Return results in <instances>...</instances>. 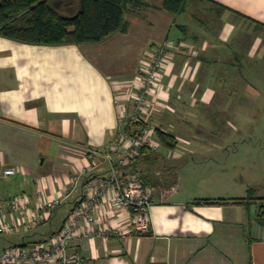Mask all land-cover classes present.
Returning a JSON list of instances; mask_svg holds the SVG:
<instances>
[{"label":"crops","instance_id":"obj_1","mask_svg":"<svg viewBox=\"0 0 264 264\" xmlns=\"http://www.w3.org/2000/svg\"><path fill=\"white\" fill-rule=\"evenodd\" d=\"M190 2L192 19L179 20ZM162 4L130 5L126 29L97 43L44 45L0 35V171L17 169L15 176L0 177V198L36 191L60 197L47 220L21 233V242L59 231L89 176L108 173L103 162L71 184L89 163L86 148H107L118 133L117 90L127 104L145 52L177 39L182 45L162 72L163 90L151 96L148 121L173 134L178 145L134 166L155 186L150 232L80 238L70 250L80 254V264H264V223L257 219L264 201L239 200L251 193L240 195L239 179L223 164L229 155L213 154L209 137L191 127L202 120L217 127L238 119L239 108H255L252 94L259 90L250 76L258 60L264 71V0H189L178 14ZM218 4L227 9L218 13ZM224 107L231 108V118ZM8 183L19 191L10 192ZM214 200L220 202L209 203ZM103 222H109L106 210Z\"/></svg>","mask_w":264,"mask_h":264},{"label":"built area","instance_id":"obj_2","mask_svg":"<svg viewBox=\"0 0 264 264\" xmlns=\"http://www.w3.org/2000/svg\"><path fill=\"white\" fill-rule=\"evenodd\" d=\"M181 45L180 40L169 38L145 52L140 72L129 84L126 97L129 104L123 102V90H117L119 124L116 137L107 148H86L89 163L71 184L75 185L83 172L99 168L103 162L109 165L108 173L89 176L80 201L59 231L38 242L15 243L3 248L0 264H80V254L70 250L74 240L151 230L155 186L145 183L141 174L134 170V164L143 148L153 152L162 149L156 129L148 121L154 109L151 96L163 90L162 72ZM16 174L14 167L0 171V177L4 178ZM34 199L38 200L36 205H33ZM59 204L60 197L44 195L42 191L21 192L6 200L0 198V236L30 232L47 220ZM104 210L109 222L99 224Z\"/></svg>","mask_w":264,"mask_h":264},{"label":"trees","instance_id":"obj_3","mask_svg":"<svg viewBox=\"0 0 264 264\" xmlns=\"http://www.w3.org/2000/svg\"><path fill=\"white\" fill-rule=\"evenodd\" d=\"M60 1L65 0H0V35L44 45L97 43L126 29L124 16L130 5L141 6L148 3V0H74L75 11L64 13L56 5ZM188 2L189 0H163L162 7L178 14L187 8ZM217 7L218 13L227 9L223 4H218ZM155 135L163 148L174 149L178 145L177 138L169 132L158 128ZM159 153L143 148L136 163L139 160H155L160 157ZM239 200L251 202L252 195ZM210 202L218 203L220 200ZM257 219L264 223V211L257 214Z\"/></svg>","mask_w":264,"mask_h":264},{"label":"rangeland","instance_id":"obj_4","mask_svg":"<svg viewBox=\"0 0 264 264\" xmlns=\"http://www.w3.org/2000/svg\"><path fill=\"white\" fill-rule=\"evenodd\" d=\"M73 1L65 0L61 3L60 7L64 13H73L75 11L76 5ZM192 3L194 7L200 4L197 1V5L195 1H192ZM202 4L207 5L208 2L203 1ZM189 6V11L180 15L179 20L188 21L192 19L191 14L194 9H192L191 2ZM175 32H177L176 35L181 33L178 28L175 29ZM223 66H226V62ZM254 68L255 73L250 76V79L254 87L259 90V93L255 92L254 95L252 94L255 100V108L251 106L241 107L239 108L240 115L238 119L232 122L225 120L223 123H219L217 127L214 123L207 124L203 120L191 127L192 131L196 130L200 134L209 137L208 141L209 143L212 141V145L208 143V146L213 151V154L218 153L223 158L229 155V159L227 161L224 160L223 164L230 168L234 172L235 177L239 179L241 184L240 195L245 194L248 196L251 193L252 200L264 201V105H262V102L264 103V71L261 69L259 60L255 62ZM224 108L222 109L225 115L229 116L231 108ZM210 112L215 113L216 108H213V111L209 109L207 114H210ZM203 114V109H201V118H203ZM208 131H214L215 134L209 135ZM213 144H216V146ZM7 185L10 192L15 193L19 191V187L16 184L8 183ZM3 186L0 184V187ZM248 189L251 191H248ZM64 211L66 210L60 212L57 218L54 219V223L51 222L53 227L57 226L58 220L63 217ZM50 226L49 223L42 228L48 229ZM22 240L24 239L21 233L0 236V252L4 247L20 243Z\"/></svg>","mask_w":264,"mask_h":264}]
</instances>
